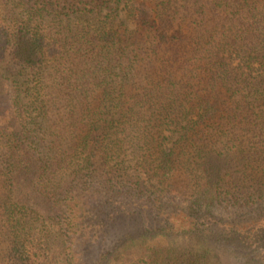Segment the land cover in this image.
<instances>
[{
	"label": "trees",
	"instance_id": "16d2710c",
	"mask_svg": "<svg viewBox=\"0 0 264 264\" xmlns=\"http://www.w3.org/2000/svg\"><path fill=\"white\" fill-rule=\"evenodd\" d=\"M224 248L264 264V0H0V264Z\"/></svg>",
	"mask_w": 264,
	"mask_h": 264
},
{
	"label": "rangeland",
	"instance_id": "374dc122",
	"mask_svg": "<svg viewBox=\"0 0 264 264\" xmlns=\"http://www.w3.org/2000/svg\"><path fill=\"white\" fill-rule=\"evenodd\" d=\"M168 217V216H166ZM186 220L183 219V216H172L170 218V223L176 227H183L185 226ZM221 263L220 264H248L247 262H244L240 256H238L236 253H234L230 249L224 248L223 251H220V256H219ZM119 264V263H115Z\"/></svg>",
	"mask_w": 264,
	"mask_h": 264
}]
</instances>
